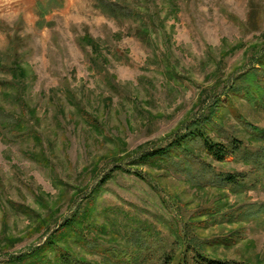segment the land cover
Segmentation results:
<instances>
[{
    "label": "rangeland",
    "instance_id": "374dc122",
    "mask_svg": "<svg viewBox=\"0 0 264 264\" xmlns=\"http://www.w3.org/2000/svg\"><path fill=\"white\" fill-rule=\"evenodd\" d=\"M111 1L139 12L0 0V264L74 213L75 234L57 241L69 264H177L197 250L264 264V170L198 146L139 159L214 97L222 124L211 135L264 149L250 134L264 109L225 96L264 44V0ZM237 172L248 182L216 181ZM44 252L22 264H61Z\"/></svg>",
    "mask_w": 264,
    "mask_h": 264
},
{
    "label": "trees",
    "instance_id": "16d2710c",
    "mask_svg": "<svg viewBox=\"0 0 264 264\" xmlns=\"http://www.w3.org/2000/svg\"><path fill=\"white\" fill-rule=\"evenodd\" d=\"M98 7L103 12L115 17L131 18L139 12L135 9L126 8L117 1L97 0ZM138 31L146 34L147 29L142 26ZM95 51V50H94ZM225 96L232 101V96H240L256 109H264V44L251 57L247 68L234 76L226 88ZM221 102V98H215L206 106L199 117L187 122L184 131L176 134L171 142L163 148L145 152L139 159L142 163H153L160 159L170 160L171 156L179 153L186 154L189 147H201L206 154L213 159L223 162L226 157L239 156L245 158L248 163L264 170V149L261 152H254L246 149L243 140L230 137L226 142L216 140L212 135L213 129L219 128L222 124V114L216 112ZM255 140L264 143V129L254 127L250 133ZM217 182H226L227 184H238L239 182H248L243 172L227 173L217 178ZM84 212H87L84 211ZM88 216V215H87ZM76 218L75 213L72 217L64 220L50 235V237L40 246L34 248L30 254H21L11 256V264H22L26 258L36 253L42 254L47 249H52L58 253L57 257L61 264H69L71 261L69 252L58 245L59 237L74 233L73 225ZM87 218H85L86 221ZM73 230V231H72ZM56 235V237H55ZM45 253V252H44ZM76 262V261H75ZM77 263V262H76ZM177 264H252L249 262H235L221 260L208 256L201 250H197L191 260L186 256L182 257Z\"/></svg>",
    "mask_w": 264,
    "mask_h": 264
}]
</instances>
